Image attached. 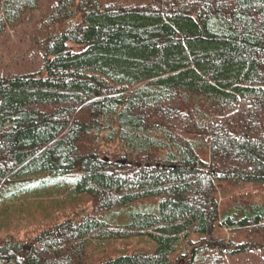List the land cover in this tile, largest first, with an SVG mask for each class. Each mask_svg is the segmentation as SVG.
Returning <instances> with one entry per match:
<instances>
[{"label": "trees", "instance_id": "1", "mask_svg": "<svg viewBox=\"0 0 264 264\" xmlns=\"http://www.w3.org/2000/svg\"><path fill=\"white\" fill-rule=\"evenodd\" d=\"M42 1L0 0V37ZM39 32L43 71L0 76V197L47 174L72 177L94 211L146 207L123 225L80 213L0 238V264H226L264 250V204L217 199L220 183H264V0H57ZM135 238L153 247L107 246Z\"/></svg>", "mask_w": 264, "mask_h": 264}, {"label": "rangeland", "instance_id": "2", "mask_svg": "<svg viewBox=\"0 0 264 264\" xmlns=\"http://www.w3.org/2000/svg\"><path fill=\"white\" fill-rule=\"evenodd\" d=\"M56 3L57 0H43L38 10L28 12L17 24L5 30L0 37V76L39 74L43 71L45 57L44 52L37 45V39L41 36L39 31L43 16ZM64 178L66 180L59 176L40 174L33 182L12 186L9 192H14L7 199L3 200L0 197V238L12 236L16 239L29 240L80 213L92 214L113 225H123L131 211L146 207L139 204L117 211H94L89 196L83 194L73 196L71 188L73 181H70L72 177ZM217 199L221 211L232 209L236 203L264 204V183L243 182L235 185L220 183ZM147 204L153 205V201ZM238 216L236 221L244 217ZM216 234L227 239L231 238L235 243H246L249 242L250 232L233 229L227 231L224 227H218ZM254 242L256 240L252 238V243ZM107 243V246H116L112 250L125 246L124 250L129 252L153 247L151 241L143 238L129 241L112 240ZM96 245L97 243L94 242L93 246ZM103 248L96 246L97 252L94 255L101 253ZM226 264H264V250L252 248L231 255L226 257Z\"/></svg>", "mask_w": 264, "mask_h": 264}]
</instances>
